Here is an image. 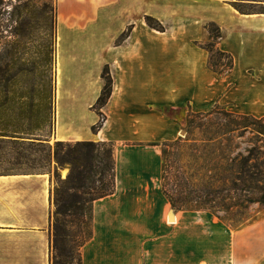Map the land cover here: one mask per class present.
<instances>
[{"label":"crops","instance_id":"1","mask_svg":"<svg viewBox=\"0 0 264 264\" xmlns=\"http://www.w3.org/2000/svg\"><path fill=\"white\" fill-rule=\"evenodd\" d=\"M146 16L169 29H151ZM208 23L221 27L219 48L235 57L225 78L196 45ZM106 66L113 92L94 134ZM224 101L264 117V15H241L221 0H59L55 141L112 143L116 164L115 193L93 206L83 264H234V232L209 212L175 211L172 222L161 182L162 144L177 138L189 106ZM52 191L49 173H0V264L52 263ZM173 238L182 244L171 261ZM164 251L168 260H158Z\"/></svg>","mask_w":264,"mask_h":264},{"label":"trees","instance_id":"2","mask_svg":"<svg viewBox=\"0 0 264 264\" xmlns=\"http://www.w3.org/2000/svg\"><path fill=\"white\" fill-rule=\"evenodd\" d=\"M226 1L242 15H264V9L256 12L252 7L254 2L264 0ZM146 23L151 29L165 32L151 17L146 18ZM206 28L210 41L201 48L209 53L208 67L226 76L235 67L234 58L216 48L217 41L223 38L221 29L215 23ZM130 32L131 29L120 37L119 44ZM215 54L227 56L230 63H215ZM102 78L105 85L93 107L101 118L92 128L94 134L104 126L102 110L113 92L109 66L104 68ZM11 81L8 68L0 66V143H28L35 136L33 131H37L43 133L39 140L45 145L53 115L52 96L40 92L37 105L32 101L20 103L10 90ZM186 128V138L163 144L168 149L162 175L164 196L176 211L209 212L231 230L241 229L254 219L256 208L264 211V117L235 114L217 104L208 112L189 113ZM54 159L58 168L69 166L70 173L62 179L57 169L54 175L51 264H83L82 249L93 237V206L115 193L114 145L57 142Z\"/></svg>","mask_w":264,"mask_h":264},{"label":"rangeland","instance_id":"3","mask_svg":"<svg viewBox=\"0 0 264 264\" xmlns=\"http://www.w3.org/2000/svg\"><path fill=\"white\" fill-rule=\"evenodd\" d=\"M221 1L234 9L230 4L231 2L226 0ZM232 1L237 2V0ZM58 4L59 0H0V66L8 68L10 71L12 76L10 90L16 94L19 98V102L23 104L31 103V101L34 105L40 103V98L38 96L40 92L44 96H46V94L47 96H52L53 114L50 127L47 129L46 134L48 135V139L44 143L45 145H42L39 140V136L43 135V133L37 131H33L35 136L32 137V140L27 141L28 143H22L21 141L18 143L10 141L0 143V173H49L53 180V215L55 212V171L58 169V173L62 176V179H66L70 173L69 166L58 168L54 159V148L57 143L54 138V111ZM252 7L256 12H261L264 9V3L254 2V6ZM212 13L213 10L210 9L208 15H218L217 13ZM147 17L151 16H146L145 21ZM151 18L157 20L165 28V32L169 29V25L163 24L155 17ZM228 21L231 23V20ZM216 25L221 29L218 24ZM205 29L207 28L205 27ZM119 40L117 42L118 44ZM222 40L223 38L217 41L216 48L226 53L219 48V44ZM209 41L210 35L207 36L204 42H198L196 45L201 48L202 46L208 45ZM233 58L235 62V57L233 56ZM215 63L226 66L230 63V59L227 56L215 54ZM232 72L226 76H218L220 78H225L231 75ZM217 104H220V106L227 109L229 112L239 114L232 111L226 102H217L208 110L199 112L195 110V108L192 109V107L189 106L187 118L189 113L208 112ZM257 118L259 119L260 117ZM34 126L36 128L35 124ZM186 127L187 121L174 141L179 138L184 139L187 137V135L186 137L181 135L183 130H187ZM262 145L264 146V143H262ZM162 149L163 161L165 163L166 154L164 153H167L168 149L165 147ZM175 211L176 210H174V212ZM181 211L194 213L205 212L198 209H183ZM255 211L254 219L247 225L236 231L231 230L234 232L233 236L235 237L234 264H264V211L259 212L258 208H256ZM203 215L207 216V214ZM171 243V261H173V259L178 260L179 256L177 255L176 248L182 243H175L174 238ZM167 247H169V245ZM191 247V244H189V249ZM166 256L167 254L164 251V258L157 259L167 261L168 257Z\"/></svg>","mask_w":264,"mask_h":264},{"label":"water","instance_id":"4","mask_svg":"<svg viewBox=\"0 0 264 264\" xmlns=\"http://www.w3.org/2000/svg\"><path fill=\"white\" fill-rule=\"evenodd\" d=\"M181 135L184 136V137H186V135H187V130H183V131L181 132ZM173 213H174V209L171 210L170 220H172V218H173Z\"/></svg>","mask_w":264,"mask_h":264},{"label":"bare ground","instance_id":"5","mask_svg":"<svg viewBox=\"0 0 264 264\" xmlns=\"http://www.w3.org/2000/svg\"><path fill=\"white\" fill-rule=\"evenodd\" d=\"M171 221L173 222V219Z\"/></svg>","mask_w":264,"mask_h":264}]
</instances>
